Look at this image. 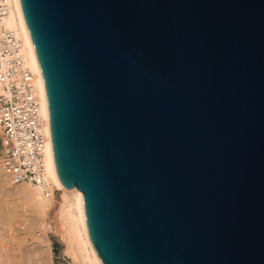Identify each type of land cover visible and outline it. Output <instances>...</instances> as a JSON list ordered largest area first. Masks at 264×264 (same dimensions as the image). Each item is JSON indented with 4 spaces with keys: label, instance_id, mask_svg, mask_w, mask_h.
Masks as SVG:
<instances>
[{
    "label": "water",
    "instance_id": "water-1",
    "mask_svg": "<svg viewBox=\"0 0 264 264\" xmlns=\"http://www.w3.org/2000/svg\"><path fill=\"white\" fill-rule=\"evenodd\" d=\"M20 5L101 263L264 264V0Z\"/></svg>",
    "mask_w": 264,
    "mask_h": 264
},
{
    "label": "built area",
    "instance_id": "built-area-1",
    "mask_svg": "<svg viewBox=\"0 0 264 264\" xmlns=\"http://www.w3.org/2000/svg\"><path fill=\"white\" fill-rule=\"evenodd\" d=\"M9 0H0V170L12 183L42 182L46 136L33 72L22 43L5 25Z\"/></svg>",
    "mask_w": 264,
    "mask_h": 264
},
{
    "label": "bare ground",
    "instance_id": "bare-ground-1",
    "mask_svg": "<svg viewBox=\"0 0 264 264\" xmlns=\"http://www.w3.org/2000/svg\"><path fill=\"white\" fill-rule=\"evenodd\" d=\"M9 3L10 9L7 17L5 18V25L9 29L14 30L21 40V53L24 64L33 72L35 76L34 84L36 96L39 103V112L44 120L43 133L46 136L47 140L43 156L44 169L41 183H12L9 180L8 176L1 171L0 181L13 184L15 192L22 200L21 206H26L31 214L36 215L37 217L41 216L44 218L49 213L53 204H55L57 201L53 192V187L56 184L60 193L57 216L60 222L63 224L64 231L69 238L73 256L79 261L80 264H102L93 246L86 227L84 215L79 202L82 194L74 187L69 189L65 186L57 166L54 145L51 138L49 113L43 79L30 39V35L24 21L20 0H9ZM9 249L11 250L12 247H9ZM7 251L5 252L7 253ZM14 253H16V251ZM14 253H8V257L9 254L13 256ZM1 255H3V253ZM1 255L0 257H3ZM14 257L13 259L9 257L11 258V262L7 261V263L12 264L15 260H18L17 258L14 260ZM3 258H1L2 261L10 260L7 259V256L6 259L5 257ZM12 260L14 261L12 262ZM2 261L0 262V264H3L4 261Z\"/></svg>",
    "mask_w": 264,
    "mask_h": 264
},
{
    "label": "rangeland",
    "instance_id": "rangeland-1",
    "mask_svg": "<svg viewBox=\"0 0 264 264\" xmlns=\"http://www.w3.org/2000/svg\"><path fill=\"white\" fill-rule=\"evenodd\" d=\"M53 192L56 203L45 218L37 217L21 206L22 200L13 184L0 181V253H3L0 255L10 259L3 260L6 264L14 256V260L18 259L12 260L15 264H80L72 254L69 238L57 216L60 193L56 184ZM9 247L12 253L16 251L13 256Z\"/></svg>",
    "mask_w": 264,
    "mask_h": 264
}]
</instances>
